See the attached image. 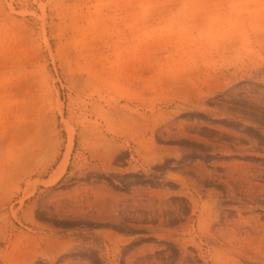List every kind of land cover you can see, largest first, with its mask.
<instances>
[{
    "label": "rangeland",
    "instance_id": "obj_1",
    "mask_svg": "<svg viewBox=\"0 0 264 264\" xmlns=\"http://www.w3.org/2000/svg\"><path fill=\"white\" fill-rule=\"evenodd\" d=\"M257 220L264 0H0V264H264Z\"/></svg>",
    "mask_w": 264,
    "mask_h": 264
},
{
    "label": "bare ground",
    "instance_id": "obj_2",
    "mask_svg": "<svg viewBox=\"0 0 264 264\" xmlns=\"http://www.w3.org/2000/svg\"><path fill=\"white\" fill-rule=\"evenodd\" d=\"M73 133L74 131L69 128V136H70V141L72 142V139H73ZM72 144V143H71ZM71 147V145H70ZM66 167L63 168L62 172L65 171ZM228 174V173H227ZM214 176V175H213ZM262 176V175H261ZM229 177V176H228ZM231 177V176H230ZM232 181V180H231ZM243 182V181H242ZM223 185V184H222ZM254 186V185H253ZM230 188V187H229ZM233 188V187H232ZM246 188V187H245ZM251 188V187H250ZM254 188V187H253ZM230 192L232 193V195L235 193L233 190H231V188L229 189ZM230 194V193H229ZM253 195V194H252ZM251 199V198H250ZM254 199V197H253ZM252 199V200H253ZM254 201V200H253ZM257 201V200H256ZM128 203V202H127ZM142 205V204H141ZM243 207V206H242ZM242 209V208H241ZM238 210V215L241 216V211L243 210H240V208L237 209ZM119 215V214H118ZM117 215V216H118ZM220 215V214H219ZM219 215H217L219 217ZM138 217V215H137ZM218 217L215 218V220H218ZM116 218V217H115ZM174 219V218H173ZM208 219V218H207ZM214 220V219H213ZM213 222V221H212ZM216 222V221H215ZM248 228L246 227H240L238 228L239 229V234H244V233H251L252 231L253 232H256V233H259V232H264V228H263V225L260 223L259 220H257L256 222H252V221H248ZM215 224V223H214ZM201 234L204 235V237H206V240L207 242H210V241H213V242H217V239L218 237H216V235L212 234V229H211V224H210V227H204L202 230H201ZM261 245V242H251V243H248L247 244V247L245 248V251H244V259H246L247 261H259L260 257H259V254L258 253H255L253 254L252 253V250L253 248H257Z\"/></svg>",
    "mask_w": 264,
    "mask_h": 264
}]
</instances>
